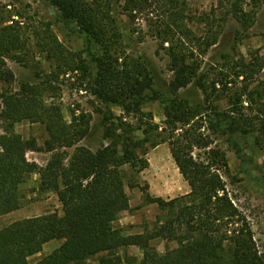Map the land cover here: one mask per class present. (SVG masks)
<instances>
[{"label": "trees", "instance_id": "obj_1", "mask_svg": "<svg viewBox=\"0 0 264 264\" xmlns=\"http://www.w3.org/2000/svg\"><path fill=\"white\" fill-rule=\"evenodd\" d=\"M41 1L56 11L69 32L84 38L87 57L96 69L92 80L95 88L90 87V91L104 106L99 113L105 144L95 151L80 146L92 131L89 117L73 113L68 122L61 107L48 101L61 74H80L84 80L92 77V67L82 53L63 46L48 23L26 29L22 22L12 20L0 27V82L7 86L0 94V217L21 208L19 188L32 174L38 176V189L54 193L61 204V214L22 219L1 228L0 264H29L30 257L54 240L62 241L59 248L34 264H86L98 257L99 264H264V251L257 247L251 226L233 203L220 173L227 172L225 154L212 147L211 138L202 131L207 123L215 131L225 132L212 106L223 97L242 118L233 119L236 130H243L244 135L264 132V103L255 111L254 120L260 124L256 131L255 127L253 131L243 129V125L253 126V118L237 109L244 102L243 94H248L246 101L251 104H257L256 97L261 98L256 89L248 88L264 67V54L257 53L248 63L225 55L229 73L209 85L200 72L201 57L217 45L227 17L243 26L248 22L249 13L239 1L218 0L221 7L229 6L219 17L212 9L219 19L204 13L190 15L189 0ZM122 17L131 33H141L145 27L159 43L169 61L170 82L160 85L148 61L125 53ZM192 23L203 27L200 34L191 29ZM31 40L50 61L51 70L36 73L34 83H20L15 88L7 60L28 64ZM240 78L244 88L237 85ZM220 85L226 91L216 88ZM229 85L235 89H227ZM189 86L202 90L207 103L193 106L179 99L176 94ZM146 102L162 107L165 128L160 133L150 117L138 119L136 129L131 122L114 117L109 109L119 107L125 116H139ZM13 120L43 125L48 139L42 147L35 139H23L13 130ZM137 130L142 132V140L133 136ZM165 132L167 138L161 139ZM162 142L168 143L189 192L168 200L145 193V202L156 205L161 216L151 230L125 236L115 227L120 215L129 211L123 168L141 173L148 167L145 145L155 147ZM195 151L199 153L195 155ZM31 152L51 157L40 166L27 159ZM155 240L175 242L176 248L160 254L151 245ZM128 247L138 248L141 258L117 254Z\"/></svg>", "mask_w": 264, "mask_h": 264}, {"label": "rangeland", "instance_id": "obj_2", "mask_svg": "<svg viewBox=\"0 0 264 264\" xmlns=\"http://www.w3.org/2000/svg\"><path fill=\"white\" fill-rule=\"evenodd\" d=\"M238 1L243 10L249 13L248 22L243 26L233 17H227L223 23L217 45L210 48L207 54L201 57L200 72L208 85L212 81L222 78L221 74L229 73L223 59L225 55L232 56L234 61L243 58L248 63L252 61V57L257 53L260 56L264 54V0ZM228 8V4L224 8L221 7L218 0H189L188 3L190 15L204 13L209 14L214 19L219 18H215V15L211 13L212 9H216L214 13H216V17H219ZM12 20L22 22V27L26 29L40 27L43 23L50 24V29L60 43L73 52L82 53V56L91 65L93 75L89 80L82 79L80 74H61L58 83L55 84V90L48 94V101L55 102L61 107L64 118L68 122L74 114H86L91 120L92 131L89 137L79 145L93 151L97 150L105 144L101 138L104 121L99 113V109L104 108V106L90 91V87L95 88L92 85V80L96 69L95 65L90 62V58L87 57L88 53L84 38L69 32L59 22L56 11L41 0H0V27L10 25ZM120 24L124 35L125 53L130 58L148 61L154 67L161 81V83L159 82L160 85L164 82H170L172 74L168 68L169 61L159 43L147 34L145 27L141 33L133 34L130 32L131 28L126 25L124 17L120 18ZM189 26L198 34L203 29L202 26L194 23L189 24ZM29 50L27 55L28 64L7 60V67L15 76V84L13 85L15 88L20 83H34L36 73L41 75L43 72L47 73L51 70L50 61L46 59L43 53L39 52L33 40L29 42ZM229 77L231 78V76ZM241 81L242 78L237 82V85L244 88V83ZM245 83L247 84L248 81ZM228 87L227 89H235L231 85ZM216 88L220 92L226 91L221 85L216 86ZM6 89L7 86L0 82V94ZM156 89L160 88L156 86ZM248 89H256L261 94V98L256 97L255 103L257 104H251L247 102V99H249L248 94H243L242 101L244 102L237 109L241 115L249 117L251 120L253 118V126L250 127V124L249 126L243 125V129L248 131L255 129L254 131H256L260 124L255 121V111H257L258 104L264 103V67L259 73L255 74L254 82ZM176 95L179 99L186 100L193 106L198 103L200 105L207 103L206 94L202 90H195L193 86L180 90ZM212 106L214 111L218 112L222 123L221 127L225 132L215 131L207 123H204L202 131L211 138L212 147H216L225 154L227 172L220 173L226 183L229 196L235 206L247 218L257 247L264 251V132L260 130V132H249L244 135L241 133L243 130H236L238 127L233 124V119H238L239 116L233 112V106L225 98L222 97L214 102ZM109 109H111L114 117H121L123 121L131 122L136 129L140 125L138 119L142 118L145 121L149 117L152 119V123L158 127L159 133L165 128L162 107L156 102L144 103L141 107L142 114L139 116H125L119 107L109 106ZM253 127L255 128L253 129ZM13 130L25 140L35 139L40 147L48 139L44 126L39 123L13 120ZM2 132L0 123V134ZM133 136L137 141L143 139L140 130L135 131ZM160 138L166 139V132L162 133ZM145 149L144 159L148 162V167L145 170L137 174L128 166L123 168L125 191L129 198V211L120 215L117 222H115V227L121 229L125 236L142 234L145 230H151L157 217L161 216L156 205L145 202V193L154 198L160 197L168 200L189 192L188 184L180 175L171 157L168 143L162 142L155 147L145 145ZM68 153H72V149L68 150ZM198 153L199 151L194 152L195 155ZM50 157V154L45 153L31 152L27 154L29 161L36 162L40 166H44ZM157 168L163 169L161 178L164 181L162 180V182L155 179ZM129 184H135L136 187L131 188ZM38 187V176L36 174L30 175L19 188L22 197L21 208L0 217V229L22 219L53 212L61 214V204L57 196L54 193L41 192ZM61 244L62 241L58 240L50 242L43 248L41 253L30 257L28 263L34 264L51 254ZM151 245L160 254L176 248L175 242L159 240L151 242ZM117 254L121 257L124 255L134 256L137 259L142 256V252L136 247L125 248L118 251ZM86 264H99V257L90 259Z\"/></svg>", "mask_w": 264, "mask_h": 264}, {"label": "bare ground", "instance_id": "obj_3", "mask_svg": "<svg viewBox=\"0 0 264 264\" xmlns=\"http://www.w3.org/2000/svg\"><path fill=\"white\" fill-rule=\"evenodd\" d=\"M161 173H163V169H161V168H157L156 170H155V179L157 180V181H159V182H162V180L164 181V179H162L161 178Z\"/></svg>", "mask_w": 264, "mask_h": 264}, {"label": "crops", "instance_id": "obj_4", "mask_svg": "<svg viewBox=\"0 0 264 264\" xmlns=\"http://www.w3.org/2000/svg\"><path fill=\"white\" fill-rule=\"evenodd\" d=\"M55 241V240H54ZM52 242V241H51ZM50 243V242H49ZM49 243H47V244H45L44 246H43V248L46 246V245H48ZM43 250V249H42Z\"/></svg>", "mask_w": 264, "mask_h": 264}]
</instances>
